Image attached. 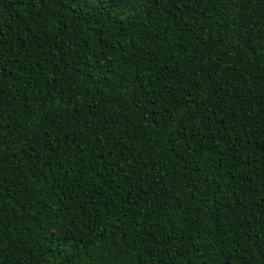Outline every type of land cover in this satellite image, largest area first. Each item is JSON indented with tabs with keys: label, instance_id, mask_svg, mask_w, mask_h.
Returning a JSON list of instances; mask_svg holds the SVG:
<instances>
[{
	"label": "trees",
	"instance_id": "16d2710c",
	"mask_svg": "<svg viewBox=\"0 0 264 264\" xmlns=\"http://www.w3.org/2000/svg\"><path fill=\"white\" fill-rule=\"evenodd\" d=\"M0 23V264H264V0H118L89 24L0 0ZM122 83L161 108L202 89L199 156L170 151ZM42 133L73 149L50 143L51 168L29 147ZM113 144L123 156L91 159Z\"/></svg>",
	"mask_w": 264,
	"mask_h": 264
},
{
	"label": "snow or ice",
	"instance_id": "6c2138e0",
	"mask_svg": "<svg viewBox=\"0 0 264 264\" xmlns=\"http://www.w3.org/2000/svg\"><path fill=\"white\" fill-rule=\"evenodd\" d=\"M53 2L61 5L65 10L69 12L70 15L73 17H76L77 19H82L85 24H89L92 22H95L98 18L99 11L105 6V5H112L117 4L118 0H53ZM119 2H123V0H119ZM157 5L159 3L164 2V0H156ZM173 3V6L179 8L181 5L186 6L189 0H180L179 3L176 2V0H171ZM232 3V6L235 7V0H230ZM44 4L45 0H29V7L34 8L36 7V4ZM51 15H55V13H51ZM135 18V17H133ZM128 17H123L121 19L120 15L118 14L115 17L116 23H123L124 20H128ZM31 24H35L36 20L35 18H31L29 21ZM53 23L58 26L59 29H64V31H67L69 25L64 23V17H57ZM4 25L0 23V37L3 36ZM62 34V33H61ZM55 39H59V36H55ZM35 40L39 39V36L37 35L34 37ZM2 43V41H0ZM46 43V41H45ZM0 74H5L2 66H0ZM122 87H125L127 91V95L133 98V101L140 106L141 111H145L147 114L144 116V119L155 124L157 119L161 122L160 124V132L161 133H167L169 137V149L173 153L176 152L177 149H181L182 155L181 159H183L184 156H189L190 158H196L199 156L202 141H198L197 137L200 136V129L204 128L207 131L211 132L212 129L210 128V125L214 123L209 116L208 112L210 111V108L205 106L203 102L200 104V108H203V111H200V108L196 106V102L193 99V93L197 92L199 93L202 91L198 86L194 87L192 91H187L184 93L183 96L180 98H173L172 101V107L171 108H161L159 103H156L153 105L152 101L153 99H158V97L153 96H147L143 99V104H141V90L139 89V86L135 90L128 89L126 85L123 83L121 84ZM19 91L23 93L24 89L23 86L20 87ZM212 115H215V112H212ZM38 126V125H37ZM102 130V129H101ZM58 131V129H56ZM95 131V129H94ZM226 131V129H225ZM75 135V133L73 134ZM81 136H83V133H81ZM108 137H111V133L107 134ZM33 142L34 147L32 145H29L31 148V152L33 154V161L34 163L39 162L43 163L45 167L51 168L52 162L54 161V157H50L48 153L51 151V149L48 147L50 143L55 144L56 148L61 150L63 154H67L73 149L69 147L67 144L63 147V149H60V143L61 140H53V137L51 135H48L47 138H45V135L42 133L39 138L33 136ZM61 139H66V137H62ZM99 142V141H97ZM75 144V141L72 142ZM84 147L81 148L79 144H76V149L80 151L88 150L89 152L95 151V145L92 143L91 140H84L82 141ZM104 145H101L103 148ZM241 145H229V147L235 148L239 147ZM112 148L117 149L115 153H113L112 149H109L107 153H98L96 156H92L91 159L95 161L97 158L104 161L105 165H109V161L105 159V156H123L125 149H121L119 144H113ZM210 151V149H209ZM44 156L47 159L41 161L40 157ZM39 163L36 164L35 167V175L37 178H39L41 174V169L39 167ZM112 164H115L116 161H111ZM125 164H127V167L129 171H131L135 166V156H133L132 161L129 162L127 160L124 161ZM70 171V169H68ZM91 171V169H90ZM100 171H108L111 175L112 172L116 171L114 168L105 167L100 169ZM119 171L124 172V167L121 166L119 168ZM192 170L189 169V172ZM198 171V168H197ZM98 174V173H97ZM82 175V173H81ZM99 175V174H98ZM102 179V177H100ZM131 175L129 173H125L122 177L123 180H131ZM141 180H146L147 175L142 174ZM108 183H111L109 181ZM190 184H192V181H189ZM116 188H119V183H116L113 185ZM194 187L195 185L192 184ZM133 187H139V184L133 185ZM178 188H180V185H177ZM146 195V192L144 193ZM130 195V193H129ZM191 198V197H186ZM179 199V198H178ZM55 203V202H53ZM147 203V201H145ZM172 205L169 204V207ZM209 211H212L214 213L213 209H209ZM59 227L56 225L52 226V233L55 234V232L59 231ZM3 241L0 240V244H2ZM260 260L264 262V252L260 254Z\"/></svg>",
	"mask_w": 264,
	"mask_h": 264
}]
</instances>
